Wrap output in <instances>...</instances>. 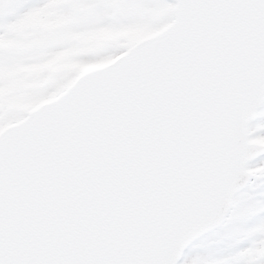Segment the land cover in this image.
Wrapping results in <instances>:
<instances>
[{
  "label": "snow or ice",
  "instance_id": "snow-or-ice-1",
  "mask_svg": "<svg viewBox=\"0 0 264 264\" xmlns=\"http://www.w3.org/2000/svg\"><path fill=\"white\" fill-rule=\"evenodd\" d=\"M0 264H264V0H0Z\"/></svg>",
  "mask_w": 264,
  "mask_h": 264
}]
</instances>
